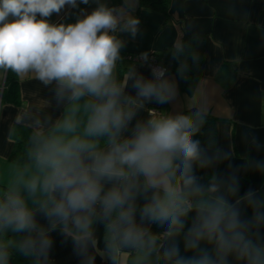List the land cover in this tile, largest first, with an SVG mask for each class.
<instances>
[{
  "label": "clouds",
  "instance_id": "clouds-1",
  "mask_svg": "<svg viewBox=\"0 0 264 264\" xmlns=\"http://www.w3.org/2000/svg\"><path fill=\"white\" fill-rule=\"evenodd\" d=\"M91 2L74 22L53 23L90 0H0V72L34 76L62 106L55 119L29 117L23 159L0 177V264H54L53 233L79 264H264V191L241 194L243 175H264V158L251 155L261 145L250 133L239 134L243 153L211 133L202 142L210 108L201 90L186 112L141 116L172 103L177 81L162 64L121 78L122 36L140 32L135 0ZM183 53L176 45L172 57ZM176 71L186 79L187 63Z\"/></svg>",
  "mask_w": 264,
  "mask_h": 264
},
{
  "label": "crops",
  "instance_id": "crops-1",
  "mask_svg": "<svg viewBox=\"0 0 264 264\" xmlns=\"http://www.w3.org/2000/svg\"><path fill=\"white\" fill-rule=\"evenodd\" d=\"M109 6L119 7L123 0H105ZM94 2L81 4L78 9L91 12ZM73 8L65 7L59 14H53L51 22L57 23ZM168 17L164 14L140 7L135 0L134 15L141 20L140 32L135 39L122 36L127 46L122 54H156L162 61L170 55L184 34H204V68L202 78L197 81L192 93L179 89L177 98L166 105H146L140 115L146 116L149 107L165 109L173 114L187 110V104L194 92L203 91L209 101V114L216 118V143L227 148L235 144L236 153L245 151L241 133L255 136L261 145L253 151L255 158H264V0H171ZM225 62L236 65V77L228 89L216 81V74ZM127 69L136 67L145 77L151 75L150 68L142 61H125ZM7 72H0V177L7 178L12 163L8 157L14 147L11 131L15 124L31 128L29 117L50 115L53 119L62 113L52 86H45L34 76L17 77L20 104L8 98ZM170 77L176 80L174 74ZM177 81V80H176ZM199 99V95L196 97ZM227 113V114H226ZM27 114V115H25ZM249 137V138H250ZM234 165L240 161L233 160ZM226 163L216 169L226 170ZM249 188L264 191V175L248 173L241 179V194ZM162 230V229H157ZM54 264H79L70 244H61L62 237L53 233ZM28 262V261H27ZM29 264V262H28ZM96 264H107L97 257Z\"/></svg>",
  "mask_w": 264,
  "mask_h": 264
},
{
  "label": "trees",
  "instance_id": "trees-1",
  "mask_svg": "<svg viewBox=\"0 0 264 264\" xmlns=\"http://www.w3.org/2000/svg\"><path fill=\"white\" fill-rule=\"evenodd\" d=\"M140 7L150 9L152 11H157L168 17L169 8L171 0H138ZM79 12L76 9H71L68 11L57 23L60 22H74L76 19V14ZM184 46V53L180 56L179 59H173L172 53L175 51L176 45ZM204 44H205V35L204 34H187L184 33L179 42L172 46L170 55L166 58H163L162 61L156 60V54L152 53L148 55L153 56L154 60L158 63L165 65L168 69V73L174 74L177 80V84L180 90L186 93H192L194 90L197 81H199L203 76V68H204ZM122 60L118 62L117 65V73L123 78V74L128 70L122 63L125 61H140V55H130L128 53H121ZM195 55L198 57L197 61L193 63L191 57ZM142 61V60H141ZM140 61V62H141ZM149 61V60H148ZM144 63V60L142 61ZM181 62H186L188 65V71L185 74L186 79H181L177 74V68ZM236 65L233 62H225L221 68H219L218 73L216 74V81H218L224 89H228L234 82L236 77ZM6 84L8 85V98L13 101L14 104H20V96L18 90V82L16 75L8 71L6 77ZM188 110V109H187ZM184 110L183 112H186ZM216 118L208 113L207 124L205 125L204 135L198 137L202 142L209 139V133H211V139L216 141ZM31 128L21 125L15 124L11 131V137L14 139V147L8 157V162L15 163L22 161L25 151V146L28 140L29 133ZM153 229L157 230L155 225H153Z\"/></svg>",
  "mask_w": 264,
  "mask_h": 264
},
{
  "label": "built area",
  "instance_id": "built-area-1",
  "mask_svg": "<svg viewBox=\"0 0 264 264\" xmlns=\"http://www.w3.org/2000/svg\"><path fill=\"white\" fill-rule=\"evenodd\" d=\"M154 57L153 56H149V61H148V63L146 64V65H148L149 66V68H150V66H152V65H157V64H160V63H158L157 61H155L154 59H153ZM140 61L142 60L143 61V58L141 57V59H139ZM144 64H145V62H144ZM163 66H165V65H163ZM166 67V66H165ZM167 68V67H166ZM149 108H153V107H149ZM155 108V107H154ZM156 109H159V108H156Z\"/></svg>",
  "mask_w": 264,
  "mask_h": 264
},
{
  "label": "rangeland",
  "instance_id": "rangeland-1",
  "mask_svg": "<svg viewBox=\"0 0 264 264\" xmlns=\"http://www.w3.org/2000/svg\"><path fill=\"white\" fill-rule=\"evenodd\" d=\"M12 264H28V262L20 257H13Z\"/></svg>",
  "mask_w": 264,
  "mask_h": 264
}]
</instances>
